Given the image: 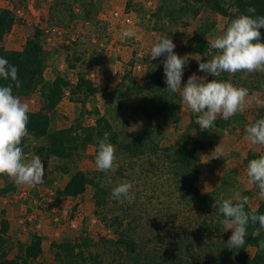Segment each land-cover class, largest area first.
<instances>
[{
	"label": "rangeland",
	"instance_id": "rangeland-1",
	"mask_svg": "<svg viewBox=\"0 0 264 264\" xmlns=\"http://www.w3.org/2000/svg\"><path fill=\"white\" fill-rule=\"evenodd\" d=\"M218 1L234 12V0ZM0 9L10 10L15 20L2 46L20 50L38 28L46 61L45 82L59 77L69 84L49 114L50 131L68 129L73 138L83 139L82 130L97 127V121L103 119L111 129L104 126L103 131L115 136L112 144L118 164L115 172L97 171L95 155L100 137L95 134L92 142L67 159H46L40 151L46 139L27 136L25 156H41L45 179L29 187L0 178V189L14 185L13 191L0 195V221L5 218L9 223L3 245L8 258L15 257L20 244L26 245L37 234L42 237V253L33 264H63L55 258L51 244L70 241L81 245L84 240L87 247L77 249L83 256H76L72 264H170L176 259L183 264H230L223 249L232 230L225 231L216 206L194 201L180 191L173 162L171 148L178 145L179 137L185 133L196 137L199 127L180 94L166 89L165 57L152 60L148 56L153 43L168 35L176 45L174 51L189 57L182 86L193 74L211 81L214 77L198 70V64L210 57L195 52L193 38L208 27L202 37L211 41L226 29L228 19L193 0H0ZM125 29L136 36L123 38ZM128 74L133 82L125 79ZM155 74L160 79V94L172 107L155 117L158 128L143 154L132 157L120 144L128 142L131 132L143 128L140 101L146 98L137 89L128 93L127 87L141 86ZM81 76L97 90L93 95L86 96L82 90L72 94ZM216 79L247 88L249 96L242 113L229 120L218 116L222 128L214 125L207 130L206 147L195 154V184L202 196L215 203L247 197V205L256 209L264 198L248 182L246 169L250 160L264 154V145L251 144L245 128L264 117L260 114L264 108V72H225ZM121 83L126 87L125 96L138 99L133 104L127 96L123 98L126 113L118 108L119 95L114 91ZM24 98L30 102V111L44 105L39 90ZM78 170L88 174L92 184L77 198L60 195L69 176ZM122 181L133 184L134 201L112 198V189ZM119 236L136 244L134 255L116 249L113 242ZM254 252L253 247L246 248L249 258ZM233 263L237 264V259Z\"/></svg>",
	"mask_w": 264,
	"mask_h": 264
},
{
	"label": "clouds",
	"instance_id": "clouds-1",
	"mask_svg": "<svg viewBox=\"0 0 264 264\" xmlns=\"http://www.w3.org/2000/svg\"><path fill=\"white\" fill-rule=\"evenodd\" d=\"M247 13L232 19L221 34L208 42L206 57L210 58L200 62L198 70L214 77L211 81L206 82L205 78L193 74L182 86L189 57L179 56L174 51L176 45L168 35L156 40L150 49V59L165 57L162 63L166 89L180 94L182 102L193 113V122L201 130L214 127L218 116L229 120L247 106V88L216 77L225 72H264V42L260 32L264 28V16L256 15V9L251 6ZM135 36L136 33L130 29L122 32L123 38ZM0 80L8 81L0 84V172L10 174L17 185L38 186L44 182L45 165L40 155L34 154L29 159L23 151V140L29 135L31 105L13 88V83H21L19 65L0 56ZM245 135L251 144L264 145V117L246 126ZM116 161L115 147L109 134L104 133L103 138L97 141L95 167L98 172H115L118 168ZM246 175L248 182L258 189V195L264 198V154L248 162ZM132 189L131 182L122 181L112 189L111 196L118 202H132L135 199ZM247 204V197L218 202V213L223 217L221 224L225 231L232 230L227 242L232 248H242L246 244L250 224H258L254 236H259L264 230V214L246 210ZM260 247L264 248V242Z\"/></svg>",
	"mask_w": 264,
	"mask_h": 264
},
{
	"label": "trees",
	"instance_id": "trees-1",
	"mask_svg": "<svg viewBox=\"0 0 264 264\" xmlns=\"http://www.w3.org/2000/svg\"><path fill=\"white\" fill-rule=\"evenodd\" d=\"M194 3L205 6L212 12L219 14L228 19L230 23L232 19L236 18L240 14H248L247 9L251 6L256 9V15L264 16V0H234L233 9L234 12H229L227 8L219 3L218 0H193ZM14 16L12 12L8 9H0V56L5 57L10 63L15 62L19 65V75L21 77V83L16 85L13 83V88L15 91L19 92L22 97H28L35 91H41L44 98V105L37 111H31L30 119L28 122L29 135L35 139L45 138L46 145L43 146L40 151L44 153L45 158L51 156L67 159L72 157L74 152L79 148H85L90 142L93 141V134L103 138L105 131L103 127H107L110 131L109 124L100 119L97 121V127L92 129H84L83 139L73 138L70 130L61 129L57 131H50V116L49 114L53 112L58 103L60 102L63 94V87L69 84L65 82L62 78H56L53 82L48 83L44 80V71L46 69V61L43 52L40 39L42 32L36 28L31 37L26 39L24 45L20 50H6L2 46V41L4 37L11 31L14 25ZM209 28L206 27L201 33L207 31ZM261 41H264V28L260 29ZM202 34L193 38V45L195 52L201 56L205 57L208 52V42L203 39ZM125 77L129 82H133L129 77ZM152 80V81H151ZM151 81V82H150ZM159 76L158 74L149 76L143 85H134L133 87H127L128 93L134 92L135 89L145 94V100L140 101L142 104V111L144 117L143 128L130 133L129 140L127 143L120 144L121 148L132 157H137L143 154L145 146L149 143L154 134L155 130L158 128L155 117L160 115L166 110H170L172 104L166 101L164 96H162L159 90ZM8 81L0 80V84H6ZM126 88L124 83L119 84V86L114 90L119 95L118 108L126 113V106L122 102L124 97H128L129 94L125 96L123 91ZM76 90H82L84 95H93L97 90L92 87L91 83L85 80L82 76L78 78L77 84L74 87L72 94L76 93ZM133 104L138 101L135 98L129 99ZM155 103L152 107L149 104ZM149 106V107H148ZM260 114L264 116V108L260 110ZM222 124L219 120L215 121V126L222 128ZM99 127V129H98ZM207 130L198 129V134L196 137L189 133L182 134L179 137V143L176 147H172L173 151V162L177 167V172L179 176L178 183L180 185V191L188 198L200 202L202 204H207L208 206H216L218 211V203H215L211 198L207 196H202L200 190L196 186V181L198 178V171L195 164V154L206 147L205 136ZM28 135V136H29ZM110 136V134H109ZM115 136H110V142L114 141ZM23 140V148L25 146V140ZM166 151H169L167 148ZM0 178L10 179L13 177L7 172H0ZM92 180L88 174L83 171L73 172L67 182L65 183L63 189L59 191V194L65 197L77 198L84 194L86 188L89 184H92ZM14 185L9 183L5 187L0 189V195H5L6 193L13 191ZM246 210H255L258 214H264V202L260 203L256 209H251L246 205ZM223 219L222 215H220ZM8 220L5 218L0 221V264H33V262L42 253V237L33 234L30 241L26 245L20 244L18 253L13 258H8L6 250H4V236L9 230ZM258 228L257 225H249L248 236L246 237V244L242 248H232L227 246L223 249L225 254L229 255L230 264H234V259H237V264H263L264 263V248L260 245L264 242V230L260 231L259 236H254L253 233ZM116 249H124L125 254L134 255L136 252V244L125 238L124 236H119L116 242H113ZM87 241L84 240L80 245L78 243L62 242V243H52L51 248L54 249V255L57 260L72 264V261L76 256L81 257V249L87 247ZM230 251H227L229 249ZM253 247L255 249L252 258H249L246 254V248ZM122 249V250H123ZM170 264H183L182 260L176 259L172 260Z\"/></svg>",
	"mask_w": 264,
	"mask_h": 264
},
{
	"label": "built area",
	"instance_id": "built-area-1",
	"mask_svg": "<svg viewBox=\"0 0 264 264\" xmlns=\"http://www.w3.org/2000/svg\"><path fill=\"white\" fill-rule=\"evenodd\" d=\"M114 16L119 18V14H118L117 12L114 13ZM118 18H117V19H118ZM136 56H140V54H138V55H136Z\"/></svg>",
	"mask_w": 264,
	"mask_h": 264
}]
</instances>
